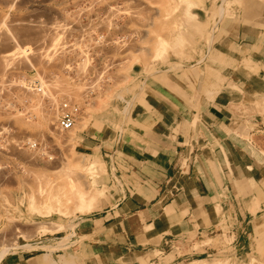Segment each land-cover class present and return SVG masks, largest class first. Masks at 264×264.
Listing matches in <instances>:
<instances>
[{"label":"rangeland","instance_id":"1","mask_svg":"<svg viewBox=\"0 0 264 264\" xmlns=\"http://www.w3.org/2000/svg\"><path fill=\"white\" fill-rule=\"evenodd\" d=\"M116 1L14 0L11 7L0 1V15L3 13L7 22L1 20L0 32L15 33L21 48L34 51L37 45L43 55H48L37 60L40 57L32 53L31 56L30 50H24V54L17 50L15 62L8 61L13 65L6 64L7 68L0 73V250L5 251L2 261L7 258L15 264H264V126L253 128L249 120L243 124L244 149L256 167L259 181L255 189L260 196L251 200V216L245 218L241 239L239 222H235L236 214L239 221V212L235 210L229 221L231 233L220 235L216 234L220 230H213L205 240L210 250L204 252H198L197 243L192 246L185 241L169 243L164 250L133 251L117 245L110 237L109 225H101L100 220L92 224L90 218L114 207L109 193L119 188L121 181L113 166L109 169L91 150L77 146L79 133L89 123L91 114L113 107L114 112L130 122L129 96L135 95L141 86L132 77L133 65H143L145 73L154 72L159 63L173 67L170 57L182 56L175 48L185 42L201 45L200 51L198 47L196 51L201 79L211 83L213 91H219L217 83L223 81L226 73L237 71L238 61L232 47L227 53L211 49L212 33L218 22L231 15V8L238 5L251 12L250 7L255 6L249 0H219L208 8L203 5L205 0H120L124 15L117 23L107 20L104 24L110 28L106 35L111 40L108 51L78 53L60 49L64 35L58 30L73 21L62 19V13L83 2L107 8ZM198 11L201 17L195 15ZM11 20L23 23L12 28ZM24 25L34 32L32 43L19 33ZM118 35H123V41H118ZM79 54L83 61H78ZM93 57L102 65L92 67L89 60ZM70 71L77 75L72 77ZM92 78L96 81L89 82ZM63 102L69 105L74 117L67 130L57 125ZM260 103L258 110L262 116L264 99ZM244 104L251 106L252 101L246 100ZM252 110L247 113L250 115ZM47 116L53 117L50 125L46 124Z\"/></svg>","mask_w":264,"mask_h":264},{"label":"crops","instance_id":"2","mask_svg":"<svg viewBox=\"0 0 264 264\" xmlns=\"http://www.w3.org/2000/svg\"><path fill=\"white\" fill-rule=\"evenodd\" d=\"M249 4L255 5L251 12L235 6L212 33L211 49L227 53L232 47L238 61L236 72L215 81L219 91L201 79L196 59L201 45L185 42L175 48L182 56L170 57L173 67L159 63L145 73L143 65H133L132 77L141 86L129 96L130 122L111 107L92 113L80 131L77 146L91 150L109 169L113 166L121 181L109 193L114 207L90 218L92 224L109 225L118 246L164 250L185 241L204 252L210 250L205 240L213 230L231 233L234 210L239 212L238 239L243 237L251 200L260 196L256 167L244 149L243 124L249 120L253 128L264 126V112L261 116L258 110L264 99V0ZM3 257L0 264L16 262Z\"/></svg>","mask_w":264,"mask_h":264},{"label":"built area","instance_id":"3","mask_svg":"<svg viewBox=\"0 0 264 264\" xmlns=\"http://www.w3.org/2000/svg\"><path fill=\"white\" fill-rule=\"evenodd\" d=\"M123 11L124 6L120 0L112 3L107 8H100V6L95 5L93 2H83L80 5H73L69 12L65 11L61 15L62 19L69 18L73 19V21L62 25V31L58 30L59 33L62 32L64 35V38L60 42V49L72 52L77 51L78 53L108 51L111 40L106 35L110 28H105L104 24L107 20H110L113 24L117 23L122 17L123 13L121 12ZM57 27H59V23ZM117 38L119 42L123 41V35H118ZM79 57L78 61H83V57L80 54ZM89 61H91V66L94 68L102 65V62L98 58L95 59L93 57ZM69 74L72 77L77 75L74 71H70ZM78 80L81 79L78 78ZM93 80L94 78L90 79L89 82H93ZM73 122L72 110L66 102H63L60 107L57 125L59 129L67 130L72 127Z\"/></svg>","mask_w":264,"mask_h":264},{"label":"bare ground","instance_id":"4","mask_svg":"<svg viewBox=\"0 0 264 264\" xmlns=\"http://www.w3.org/2000/svg\"><path fill=\"white\" fill-rule=\"evenodd\" d=\"M1 1V0H0ZM3 1V0H2ZM13 1L14 0H4V2H5V4L7 3L8 5H6L7 7H11V5H14V3L16 2H14L13 3ZM228 1V0H227ZM234 1H236V0H234ZM240 1V0H239ZM250 1V0H249ZM192 3H194L193 1H191ZM239 3V2H238ZM2 4V3H1ZM4 4V3H3ZM195 4V3H194ZM10 5V6H9ZM232 5V4H231ZM2 6H4V5H2ZM238 6V5H237ZM230 7V6H229ZM237 9H238V7H237ZM8 10H9V8H8ZM229 10V9H228ZM232 10H233V8H232ZM0 11H2V9L0 10ZM2 13V12H1ZM5 13V12H4ZM3 14V13H2ZM0 15V22H1V20H4V22L5 23H7L6 21H5V19H3L2 17H3V15ZM8 15H9V13H7ZM240 14V13H239ZM4 15H6V13L4 14ZM7 15V16H8ZM12 15V14H11ZM243 15V14H242ZM10 16V15H9ZM13 17L15 16V15H12ZM11 16V17H12ZM238 17V16H237ZM2 18V19H1ZM4 18H5V16H4ZM7 18V17H6ZM9 20H10V18H8ZM7 19V20H8ZM12 19H14V18H12ZM8 20V21H9ZM17 20V19H16ZM12 21V25H11V27L13 28V26H17L18 24H19V22L20 21H15V20H11ZM4 22H2L3 24H5ZM10 23V22H9ZM20 23H23V22H20ZM27 23V22H26ZM28 24V23H27ZM22 25V24H21ZM32 26H33V24H31ZM34 25H36V24H34ZM45 25V24H44ZM43 25V26H44ZM2 26V25H1ZM38 26V25H37ZM40 26V25H39ZM45 26H47V25H45ZM36 27V26H35ZM32 28V27H31ZM1 29V28H0ZM2 30V29H1ZM2 32H3V30H2ZM2 32H0V34H2ZM5 32V31H4ZM19 33H20V35H22L23 36V38L25 39H28L29 41L31 40V39H33V34H34V32H33V30H31L30 29V27L28 28H25V25H24V27L22 28L21 27V30L19 31ZM4 34V33H3ZM2 34V35H3ZM2 35H0V73H2V70L4 69V67H6L7 68V66H6V64H8V61L10 62H12V61H14L15 62V59H16V57H14V55H15V53H17V50H18V52L19 53H23L24 52V50H27V52L25 51V53H29L30 51V54L32 53L33 55H37V57L39 56L40 58H37V60L38 59H41V58H46V57H48V55L47 54H45V55H43L42 53H41V51L40 50H38V47H37V45H34V47L35 48H37V50H34L33 51V49L32 50H30V49H28V47H25L24 49L23 48H21L20 47V44H19V41L17 40L18 38V35H16L15 33H11L10 32V34H4L3 36V40H1V37H2ZM6 35V36H5ZM2 42L3 43H5V44H3L2 45ZM31 43H32V41H30ZM26 43V42H25ZM30 43V44H31ZM28 44V43H27ZM26 44V45H27ZM31 48V47H30ZM30 50V51H29ZM2 51H3V53H2ZM45 53H47L46 51H44ZM24 54V53H23ZM30 54H28V55H30ZM32 54H31V56H32ZM18 54H16V56H17ZM20 55H22V54H20ZM20 55H19V57H20ZM23 56V55H22ZM30 56V57H31ZM46 56V57H45ZM15 58V59H14ZM36 58V57H35ZM42 59V60H43ZM13 62V63H14ZM10 64V63H9ZM8 64V65H9ZM12 64V63H11ZM10 64V65H11ZM13 65V64H12ZM10 67V66H9ZM5 73V72H4ZM1 76V75H0ZM26 87V86H25ZM26 89V88H25ZM27 90V89H26ZM48 117V116H47ZM47 117H45L46 119H47V123H46V121H45V123L48 125V123H49V121L50 122H52V119H53V117L52 116H49L48 118ZM51 117H52V119H51ZM49 125H50V123H49ZM57 241V240H56ZM56 243V242H55ZM45 245H43L42 247H44ZM49 246V245H48ZM52 246V245H51ZM31 248V247H30ZM48 248V247H47ZM4 250H0V259L4 256ZM13 252V251H12Z\"/></svg>","mask_w":264,"mask_h":264}]
</instances>
